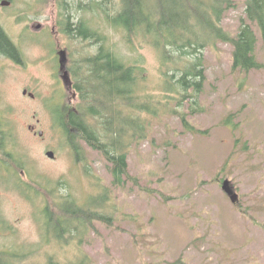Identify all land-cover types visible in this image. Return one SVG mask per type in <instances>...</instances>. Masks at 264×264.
Returning a JSON list of instances; mask_svg holds the SVG:
<instances>
[{"label":"rangeland","instance_id":"obj_1","mask_svg":"<svg viewBox=\"0 0 264 264\" xmlns=\"http://www.w3.org/2000/svg\"><path fill=\"white\" fill-rule=\"evenodd\" d=\"M11 1L6 9L0 5V20L21 49L23 63L0 55V112L14 126L24 169L4 162L0 154L5 163L0 165V249L27 256L23 264H47L51 254L67 264L84 257L86 264H264L261 29L253 24L262 68L234 69L233 45L211 40L202 51L206 80L198 98L190 100L175 80L194 57L173 52L181 69L173 79L175 65H165L160 50L144 37L129 41L100 8L80 10L81 0H70L74 21L87 18L118 56L141 66L142 100H150L156 109L141 114L147 126L144 137L130 145L126 139L128 175L118 186L112 163L100 150L82 141V153L76 157L53 114L57 104L71 110L80 101H73L72 107L68 100L58 50L67 48L79 83L88 69L83 61L95 55L99 45L64 33L60 0ZM232 2L221 26L236 35L246 17L247 0ZM108 9L114 13L117 6ZM38 23L41 30H33ZM172 81L179 89H170ZM183 115L193 131L185 126ZM98 128L103 129L100 124ZM49 150L54 158L47 156ZM226 179L239 195L237 203L222 188ZM66 194L80 203L105 197L103 206L94 207L112 219L95 220L82 242L70 237L72 242L62 247L46 236L42 209Z\"/></svg>","mask_w":264,"mask_h":264},{"label":"trees","instance_id":"obj_2","mask_svg":"<svg viewBox=\"0 0 264 264\" xmlns=\"http://www.w3.org/2000/svg\"><path fill=\"white\" fill-rule=\"evenodd\" d=\"M232 1L96 0L84 3L81 0L79 9L86 11L90 8H100L105 19L115 28L121 29L129 41L135 36L144 37L148 43L160 50L165 65H175L173 79H176L181 71L173 52L179 56L194 57L181 76L175 80L180 90L184 91V98L194 100L198 98L206 80L202 51L211 40L225 41L233 45L234 69L249 72L262 68L263 64L256 55L258 37L253 24H256L264 35V0H247L246 17L242 18L236 35L226 32L221 26L223 12L232 5ZM60 2L68 14L67 17L65 13L62 14L64 19L66 18L64 33H75L78 37L95 41L99 46L95 55L83 61L88 69L78 77L79 83L76 82L80 92L79 104L71 110L67 109L66 104L55 105L53 114L56 124L62 129L77 158L82 153V141L87 142L100 150L112 163L114 184L123 185L124 176L128 175L126 139H130V145L134 139L144 137L147 126L141 114L155 113L156 109L152 107L150 100H142L139 88V81L143 78L141 66L127 63L118 56L108 45L107 36L90 25L87 18L74 21L73 7L68 8L69 0ZM111 4L117 6L114 13L108 9ZM0 49L18 60L21 58V51L1 29ZM168 83L171 85L170 89L172 85L174 90L179 89L173 81ZM134 109L137 111L136 116H133ZM128 111L132 113L127 114ZM90 118L95 121L93 124ZM182 118L188 130L193 131L194 128L184 115ZM229 121L228 118L226 123ZM99 124L103 129L98 128ZM17 147L14 126L5 113L0 112V154L5 159L4 162L15 163V168L22 170L23 156L19 154ZM0 165L5 166V163L0 161ZM105 202V197L98 196L80 203L71 194H66L61 196L54 206L46 203L42 209L46 236L62 247L72 242L70 237H77L82 242V237L95 220L112 219L110 214L95 209L103 206ZM96 204L98 206H95ZM26 257L15 250L0 249V264H23ZM47 264L67 263L51 254ZM76 264H86L85 257L79 259Z\"/></svg>","mask_w":264,"mask_h":264},{"label":"flooded vegetation","instance_id":"obj_3","mask_svg":"<svg viewBox=\"0 0 264 264\" xmlns=\"http://www.w3.org/2000/svg\"><path fill=\"white\" fill-rule=\"evenodd\" d=\"M3 1L4 0H2L1 1V3H0V5L2 6V9H6L7 7H9V6H11V4H12V1L11 0H8V1H10V5H3ZM60 3H62V2H60ZM69 5H68V8L69 9H72V5H71V3H70V0H69ZM62 6V5H61ZM63 13H65V16L67 17L68 16V14H67V11L63 8V6H62V14ZM0 17H1V14H0ZM66 19V18H65ZM33 30H34V28H35V30H37V31H39V30H41V28H42V24L41 23H38L37 25H35V26H32L31 27ZM0 29L3 31V33L7 36V38H10L11 39V42L21 51V49L15 44V42L13 41V39L10 37V35H9V33L6 31V29H5V27L3 26V24H2V22H1V20H0ZM76 35V34H75ZM77 36V35H76ZM62 50H65V56H66V59H65V67H62V64H61V57H62V55H61V51ZM0 55L1 56H3V57H6V58H8V59H11V60H14L15 62H17V63H19V64H21V63H23V57H22V51H21V58L18 60V59H16L15 57H12L11 55H9L8 53H6V52H4V51H2L1 49H0ZM58 59H59V74H60V78H61V80L63 81V78H62V76H63V74L65 73V71H68V73H69V76H70V79H71V81H72V86L69 88V90L68 89H66L67 91H69V93H70V97L68 98V100H69V102L71 103V105H73V101H79L80 100V92H79V89H78V87H77V85H76V81H75V79H74V77H73V71H72V69H70V63H69V57H68V50H67V48H64V49H60V50H58ZM75 74V73H74ZM63 84H64V81H63ZM24 91H26V90H24ZM26 93H27V91H26ZM31 95H33V94H31ZM80 102V101H79ZM72 107H74V105L72 106ZM75 107H76V105H75ZM74 107V108H75ZM74 108H72V109H74Z\"/></svg>","mask_w":264,"mask_h":264},{"label":"water","instance_id":"obj_4","mask_svg":"<svg viewBox=\"0 0 264 264\" xmlns=\"http://www.w3.org/2000/svg\"><path fill=\"white\" fill-rule=\"evenodd\" d=\"M3 5H10V1L4 0ZM60 53L62 55V57H61L62 67H65V59H66L65 50H62ZM62 78H63L64 85H65L66 89L69 90V88L72 86V81L70 79L68 71H65ZM24 94H26V91H24ZM42 134H43V132H40V135H42ZM46 154L50 158H54V156H55V152L53 150H49ZM222 188L225 191V193L230 197V199L233 203L238 202L239 195L235 191V187L233 186L232 182L229 179H226L223 181Z\"/></svg>","mask_w":264,"mask_h":264}]
</instances>
